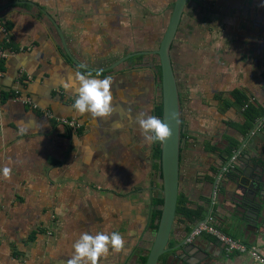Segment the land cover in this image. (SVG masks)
I'll return each instance as SVG.
<instances>
[{"label": "crops", "instance_id": "0c3cea01", "mask_svg": "<svg viewBox=\"0 0 264 264\" xmlns=\"http://www.w3.org/2000/svg\"><path fill=\"white\" fill-rule=\"evenodd\" d=\"M167 1L0 0V7L8 5L0 11V51L4 54L0 56V170L11 167L10 180L14 182L8 188V180L0 174V197L33 198L35 195L46 198L45 206H52L50 197L60 191L57 211L67 215L76 212L80 216V220L75 217L72 221H61L58 227L62 233L57 237L54 234L56 240L42 238V231H35L31 242L40 236L39 243L23 249L31 264H57L60 254L55 256L50 251L55 244L57 249L60 245L62 256L68 260L74 251L72 245L79 238L74 231L67 230L73 228L78 232L92 230V234L119 232L124 237L125 250L115 253L110 249L107 258H102L99 264H141L139 256L145 255L143 248L153 233L147 230L148 201L149 197L159 198L160 182L154 183V172L157 175L159 172V162L154 155L156 143L144 141L137 117L141 112L153 115L160 102L158 59L153 53L140 55L109 71L100 70L126 54L156 50L170 15L165 11ZM241 1L238 9L247 11L250 0ZM257 2L261 6L260 0ZM150 5L159 10L156 15L149 9ZM138 7L144 8L142 12H137ZM238 18L229 17L230 25ZM259 18L252 19V27L258 24ZM187 20L188 16L183 14L174 38L185 35ZM244 26L238 29L232 25L225 30L238 39L250 30ZM256 28L258 31L253 29L252 34H264V27ZM60 38L67 52L87 66L85 70L76 68L69 60ZM225 49L223 47L212 62L202 63L201 54L205 55V51L201 53V49H192L189 45L186 47L188 59L177 65L174 60L176 68L171 63L181 108L187 99L181 88L191 87L188 86L190 78L195 79L191 83L195 87L189 94L201 105L200 109L193 107L192 113L189 110L179 119L183 130L177 182L178 195L190 210L200 209L201 217L188 222L175 215L169 247L180 243L208 212L212 172H217L219 167L212 156L217 152L209 151L212 146L222 144L224 134H232L227 127L238 115L234 105L226 108L223 104L231 101L229 93L239 89L252 104L264 107V79L260 77L264 70L262 58L246 61L247 58L239 56V48ZM183 63L190 71H184ZM77 71H90L93 76L99 73L101 79L113 78L114 111L110 117L93 119L73 110L75 89H66L65 84L74 82ZM198 88L203 90L201 94L196 93ZM25 97L35 108L22 102ZM59 118L73 119L79 128L69 130L56 123ZM19 126L28 131L21 134ZM262 149L264 153V144ZM249 151L250 163L260 164L263 172L251 166L253 170L247 174L252 178L259 176L262 182L258 187L264 191V154L262 161H255V152ZM219 185L224 186L227 193L222 196L223 200L215 197L210 215L220 219L222 233L254 247L264 257V214L255 220L257 214L245 209L243 217L247 223H242L239 229L234 224V228L228 225L224 221L235 207L232 199L235 200L236 193L231 182L225 179ZM249 193L240 196L248 203L246 207L251 205ZM150 226L155 228L153 222ZM186 244L160 256L157 264H258L244 254L224 251L206 233L191 242L193 247Z\"/></svg>", "mask_w": 264, "mask_h": 264}, {"label": "rangeland", "instance_id": "374dc122", "mask_svg": "<svg viewBox=\"0 0 264 264\" xmlns=\"http://www.w3.org/2000/svg\"><path fill=\"white\" fill-rule=\"evenodd\" d=\"M173 1L174 0L167 1V6H165V11L167 10V13L170 12ZM253 1L254 0L249 1V11H243L240 10V8L238 9V6L243 3L242 1L240 2V0H191L189 6L183 10L184 15L188 16L186 33L173 40L172 52L170 54V61L173 63V68H176L175 65H177L178 62H183L188 59L189 54L186 51V47L189 45L192 46V49H194V47L201 49V53L205 51V55L201 54L202 63L212 62L215 55H220V50L223 49V47H226L227 49L225 50L228 51L231 47L239 48V56L244 59L247 58L246 61H252L253 58L257 60L260 56L262 58L261 62L263 63L264 34L255 36L252 32L254 31L253 29L258 31L256 26L264 27V0H260L261 6H259V2H257L258 0H255L254 4H252ZM149 9L155 13L154 15L159 12V10L155 9V6L152 5L149 6ZM136 10L137 12H142L141 7H138V9L136 8ZM232 16H239L237 20L234 19L231 22L235 28L242 29L241 25H245L244 28H250L248 33L245 32L238 39L230 33L231 31L227 32V30H225L226 28H232L228 20V18ZM257 16H260L258 20L259 25L257 24L252 27V19ZM184 46H186L185 49ZM183 67L184 71H190L184 63ZM199 71L200 70H198V72ZM204 72L205 68L203 66V73ZM196 76L197 75H195V77ZM191 80L192 78H190L188 85L189 87L191 86L190 88L186 85V89L181 88L182 92L183 90L186 92L185 95L183 94L184 97H187V99H189V97L191 98L189 100L185 98L186 100L180 110L181 120L189 110L191 113L193 112V107L201 108V105H199L200 101L195 98V96L192 97L191 94H189L191 88L195 87V85L191 84L195 79L193 81ZM200 92H203V90L198 88L196 93L201 94ZM18 183H20L19 180ZM6 184H8L7 187L9 188V186H13L14 182L8 180ZM34 196L33 198L12 195L9 197H0V264H31V260L29 261V259L26 258L27 254L23 249L25 246L38 244L40 236L37 240L31 242V240L28 239L30 232L41 230L42 238L54 239V234L57 237L62 233V229L58 227L61 221L63 223L69 220L72 221L75 217L77 220H80V216L76 212L74 215H67V213L62 214L57 211L59 202L61 201L60 191H55L50 197L52 206H45L46 198L42 197L43 199H41ZM67 230L74 231L76 236H80L83 233L78 232V230L74 228ZM86 231L92 234V230L86 229L85 232ZM56 245L57 244H55L53 248H50V251L54 253L53 255L55 256L60 254L59 257L61 258L58 259L57 264H67V258H65L64 255L62 256L63 253L60 249V245L58 249ZM50 251H48V253H50Z\"/></svg>", "mask_w": 264, "mask_h": 264}, {"label": "water", "instance_id": "95a60500", "mask_svg": "<svg viewBox=\"0 0 264 264\" xmlns=\"http://www.w3.org/2000/svg\"><path fill=\"white\" fill-rule=\"evenodd\" d=\"M190 0H174L170 15L163 31V34L158 42L157 49L153 53L157 56L158 65H159V90H160V108L161 115L160 119L165 120L169 127L172 130V135L164 143H159V176H160V194H161V203L157 210L159 211V216L154 219L153 223L155 228L153 233L150 235L148 240V245L144 247L146 254L144 255L145 260L143 264H157L158 258L167 252L175 251L179 248H182V245L185 244V238L175 246L168 247V239L171 231V226L175 217V207L178 196V150H179V102H178V92L176 87V82L171 66L169 48L171 46L172 40L176 34L177 28L181 22V16L186 4ZM19 3V2H14ZM26 3V2H24ZM8 5L0 7V11L6 8ZM50 24L58 31L57 26L48 19ZM61 39V38H60ZM62 46L65 50L66 56L69 60L76 66L80 68V63H78L66 50V47L61 39ZM147 53V54H150ZM140 53L128 54L120 59H118L113 64L101 69L100 71H109L113 69L118 64L122 63L126 59H130L134 56H137ZM85 70V68H83ZM91 71V70H90ZM264 118V116H263ZM241 146L243 144H240ZM240 148V147H239ZM228 164V161L225 165ZM224 165V166H225ZM237 175L235 178V183L238 181H243L247 178L245 168L235 167ZM218 175L214 178L212 182V192L217 182ZM233 183V182H232ZM234 184V183H233ZM221 189V188H220ZM221 195L223 196L224 191L221 189ZM212 198H208V212L199 223L206 222V219L210 216ZM235 207L230 214L228 215L227 220L224 221L228 225L240 227L242 223L246 222L244 220V211L246 209V204L243 202H234ZM243 211V212H242ZM235 212V213H234ZM212 217H214L212 215ZM257 217V215H256ZM218 222L222 223L219 218ZM247 223V222H246ZM186 246L193 245L187 243ZM183 248V252H184ZM185 253V252H184Z\"/></svg>", "mask_w": 264, "mask_h": 264}, {"label": "clouds", "instance_id": "9594fccd", "mask_svg": "<svg viewBox=\"0 0 264 264\" xmlns=\"http://www.w3.org/2000/svg\"><path fill=\"white\" fill-rule=\"evenodd\" d=\"M81 64L80 68H86ZM99 73L77 71L74 82L65 84L66 89H75L73 110L80 115H90L93 119L107 118L113 114L114 98L112 94L113 78L111 76L99 78ZM141 135L145 142L164 143L172 135L169 124L155 115L141 112L137 117ZM28 129L19 126V132L24 134ZM12 168L5 166L0 170L5 180L12 177ZM74 251L67 260V264H99L102 258H107L110 249L120 253L126 248V241L119 232H97L90 234L83 232L72 245ZM264 264V261L261 262Z\"/></svg>", "mask_w": 264, "mask_h": 264}, {"label": "flooded vegetation", "instance_id": "af4514ba", "mask_svg": "<svg viewBox=\"0 0 264 264\" xmlns=\"http://www.w3.org/2000/svg\"><path fill=\"white\" fill-rule=\"evenodd\" d=\"M190 2H191V0L189 1V3ZM189 3L186 4L185 8L189 6ZM172 4H173V2H172ZM136 5H137V3H136ZM141 9L143 10L144 8L141 7ZM183 14L184 13H182V15ZM181 23L182 22H180L179 25H181ZM178 28H179V26H178ZM140 52L142 54H138L137 56L149 55L147 53H150L149 51H139V52H133V53H140ZM133 53H129V54H133ZM150 54L153 55L152 53H150ZM126 55H128V54H126ZM137 56H134V57H137ZM134 57H132V58H134ZM158 71H159V65H158V67L156 69V73L157 74H158ZM230 99L232 100L231 96H230ZM159 100H160V93H159ZM178 102H179V108H180L179 109V119H180V110H181L180 97H178ZM159 105H160V102L158 103L157 106H159ZM234 109L237 111L238 115L234 117L235 120L233 122L229 123V126L227 125L228 126L227 129L229 130L230 133L232 132V134H229V133L224 134V136L222 138V144L221 143L219 145L217 144V146H219V147H217V146L216 147L212 146V147H213V149L215 148L217 150L218 149L219 150L224 149L225 147L228 146V138L233 139L236 142L235 143L236 146L234 147V149H232L231 154L228 155V156H224L223 154H219L218 151H214V152H217L216 154L212 153V156H214L213 160L219 162V167L217 169V172H216V170H215V172H212L213 173L212 177L215 178L217 175H218V177H217V182L215 184V187L213 189V193L212 194L210 193V197L212 198V203H213L215 197H218L221 200H223V197L221 195V191H222L221 189H223L225 194L227 192L225 191V187L224 186H220L219 185V182L221 180L225 179V180L231 182V184H232V186L234 188V190H233L234 193H236V194L238 193V196L236 194L234 195L237 198L234 197L235 200L232 199L233 203L236 202V201L237 202L240 201V202H243L245 204H248L247 202L243 201L242 198H240V196H242V193L251 192V193H249L250 194L249 198H250V201H251L250 202L251 205L249 207H246V210H249L248 212H252V214H254V215L257 214V217L255 216V220H258L260 217H263V214H264V191L260 190L259 187H258V184H260L262 181H261L259 176L254 175L253 178H252L251 174H247V172L251 173L254 167H255L254 169L257 168L259 170V172H261V173L263 172V170H260V168H261L260 164L252 165L250 163V156L247 153V151L250 152L249 150H252L251 152H253V153L255 152V156H256V157H254L255 161H256V159H259V160L262 161V155L264 154L262 152L263 151L262 148H263V144H264V142L262 141V140H264V118H263L264 114L260 118L254 120L251 123L252 125L250 126V128H248L244 133H241L236 128H232L230 126V124H232V123H237V124L241 123L240 112L242 111V109L237 107L236 105H234ZM219 110L222 111L223 109H219ZM153 115L156 116L155 111H154ZM76 130H73V131H76ZM182 130H183V128L181 127V122L179 121V141L181 139ZM235 136H237V138ZM156 144L159 145V142H157ZM240 144H243V145L241 146ZM246 145H247L248 148H246ZM244 148H246V150ZM209 152H211V151H209ZM234 154L236 155L235 159L232 162V164L229 165V160H230L231 156L234 155ZM227 161H228V164L224 166V163L227 162ZM211 165H214V163H212ZM235 167H239V168L241 167V168L247 169L246 170L247 178L245 180L243 179V181H238V182L235 183V178L234 177H236V175H237V171H236ZM155 173H156V171L154 172V176H155V180H156L154 183L158 184L160 182L159 172H158V175L155 174ZM156 176H158V178H156ZM226 177H227V179H226ZM152 184H153V182L151 183V186H152ZM153 189H154V187H153ZM157 190H158L157 196L159 195V198H157V199H160V189H157ZM211 192H212V190H211ZM225 194H223V196ZM249 194H247V196H249ZM157 199L153 200L152 198L149 197L147 220H146V222L148 223L147 224V230H149V231H153V228H151L150 225L154 221V218L156 217L155 216V211H157V208L160 205V204H156L154 202ZM208 218H211V219L213 218L212 219V225H214L215 227H217V228H219L221 230V228L219 227V225L221 223L218 222V219H217L218 217L216 218L215 216L212 217L210 215ZM249 221H250V218H249ZM233 228H234V226H233ZM230 229H232V227ZM237 229H239V228L237 227ZM28 239H29V236H28ZM146 245H148V239H147ZM143 252L146 254L144 248H143ZM139 257L142 258V259H141V261L138 259V261H140L141 264H143L144 260H145V257L144 256L142 257L141 255Z\"/></svg>", "mask_w": 264, "mask_h": 264}, {"label": "trees", "instance_id": "16d2710c", "mask_svg": "<svg viewBox=\"0 0 264 264\" xmlns=\"http://www.w3.org/2000/svg\"><path fill=\"white\" fill-rule=\"evenodd\" d=\"M171 47V46H170ZM260 77L264 79V70L260 73ZM158 78H159V71H158ZM229 95L232 97V100L230 102L224 103V106L226 108H229L230 106L236 105L237 107L241 108L242 111L240 112V118H241V123H232L230 126L232 128H236L238 131L241 133H244L250 126L252 125L251 123L263 116L264 114V107L261 105H257L256 103H251L248 101L249 97L245 96L243 91L239 89H233ZM155 114L157 117H160L161 115V108L160 105L155 108ZM236 142L228 138V146L225 147L222 150H217L213 149V147L210 148V151H218L219 154H223L224 156H228L231 154L232 149L236 146ZM154 155L155 159L159 162V148L158 145L156 144L155 150H154ZM156 204H160L161 200L157 199L154 201ZM175 215L181 216L185 221L191 222L194 219H199L200 216V209L196 210H190L188 206L186 205L185 200L178 195L177 196V201H176V207H175ZM155 216H159V211H155ZM217 228V227H216ZM219 229V228H218ZM220 230V229H219ZM41 233V230H40ZM35 232H31L29 235V239L32 240L34 237Z\"/></svg>", "mask_w": 264, "mask_h": 264}, {"label": "built area", "instance_id": "2783aa9c", "mask_svg": "<svg viewBox=\"0 0 264 264\" xmlns=\"http://www.w3.org/2000/svg\"><path fill=\"white\" fill-rule=\"evenodd\" d=\"M0 56L3 57L4 54L0 51ZM17 99H20L17 97ZM25 104H31L28 97H25L22 100ZM31 107L35 108L34 105H30ZM45 115H48L45 113ZM57 124H60L61 126L76 130L79 128V125L73 120V119H66V118H59L56 120ZM235 154L231 156L229 160V165L232 164V162L235 159ZM213 219V218H212ZM212 219L207 218L206 222L204 223H198L186 236L185 241L187 243H191L196 237L200 236L202 233H206L210 236H212L223 248L226 252H235L237 254H244L254 262L261 264L262 261H264V257L261 255L260 251L255 249L254 247L247 246L236 239L225 235L222 233L218 228H216L214 225H212Z\"/></svg>", "mask_w": 264, "mask_h": 264}]
</instances>
